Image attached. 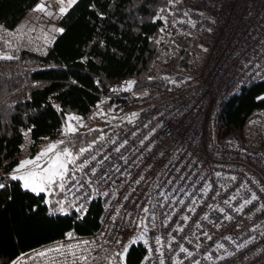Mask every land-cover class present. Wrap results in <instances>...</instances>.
I'll use <instances>...</instances> for the list:
<instances>
[{
  "label": "built area",
  "instance_id": "obj_1",
  "mask_svg": "<svg viewBox=\"0 0 264 264\" xmlns=\"http://www.w3.org/2000/svg\"><path fill=\"white\" fill-rule=\"evenodd\" d=\"M179 11L171 43L198 62L185 73L154 75L165 81L160 89L109 87L98 107L107 125L77 157L75 179L101 202L98 229L34 251L88 241L81 247L89 259L75 264H95L150 210L141 264H264V110L209 147V122L221 104L264 81V0H184ZM26 254L23 264L74 259Z\"/></svg>",
  "mask_w": 264,
  "mask_h": 264
},
{
  "label": "trees",
  "instance_id": "obj_2",
  "mask_svg": "<svg viewBox=\"0 0 264 264\" xmlns=\"http://www.w3.org/2000/svg\"><path fill=\"white\" fill-rule=\"evenodd\" d=\"M183 1L169 4L168 0H78L58 22L66 31L58 33L46 48L6 46L10 58H0V173L21 159L20 145L27 146L29 139L34 141L31 147L27 146L30 155L46 141L43 137L57 139L65 113H75L87 124L89 116L100 109V101L111 83L131 79L135 90H156L166 84L154 75L168 70L185 73L198 62L197 55L171 43ZM35 2L0 0V25L4 26L0 29L13 31ZM90 3L96 7L90 8ZM100 11L106 15L99 16ZM157 13L167 17L168 23L153 21ZM161 27L164 32L159 31ZM261 94L264 81L253 82L221 104L209 122L210 150L226 134L243 129L256 111L264 110V100L256 99ZM28 128L32 131L25 135ZM99 130L87 129L72 135L71 148L78 153L95 139ZM12 183L7 193L0 192V264H10L21 252L30 253L65 239L64 233L69 230L74 231V238H84L98 229L102 212L98 198L88 203L89 212L82 220L74 214H50L42 203L30 212L34 197L23 194ZM13 193V199L8 200L7 195ZM150 233V226L146 225V239ZM111 251L107 248L98 254L95 264L108 261ZM145 256L146 243L137 240L130 245L127 264H141Z\"/></svg>",
  "mask_w": 264,
  "mask_h": 264
},
{
  "label": "snow or ice",
  "instance_id": "obj_3",
  "mask_svg": "<svg viewBox=\"0 0 264 264\" xmlns=\"http://www.w3.org/2000/svg\"><path fill=\"white\" fill-rule=\"evenodd\" d=\"M78 0H37L34 3L33 8L31 9L33 12L43 13L46 16L52 17L54 15L63 17L65 14L69 12V9L73 8V6L77 5ZM168 3H173V0H168ZM90 8H95L96 5L94 3L89 4ZM162 11V10H161ZM98 15L103 17L106 13L100 11ZM153 21L160 19L164 21L165 24L168 23L167 17L160 16L159 13L152 17ZM176 21L173 20L172 23ZM0 28H4L3 25H0ZM52 31L54 33H64L66 31L65 27L51 25ZM6 30V29H5ZM160 32H164L165 28L161 27L159 29ZM211 31V29H209ZM23 35V33H19ZM152 39V37H149ZM52 39H55L54 36H51L48 33L44 34V42L48 44ZM159 43V40L156 41ZM103 44V41L100 42ZM203 47V45H200ZM5 57L10 58L7 53L3 54ZM82 59H87V57H82ZM148 79H153V77H148ZM100 83L99 80L96 81ZM135 84L134 80H128L124 82L120 87H127L129 90ZM116 88H113L115 91ZM135 95V93H134ZM110 99V98H109ZM258 100H264V94H261L256 97ZM101 104L104 101H100ZM56 109L59 111L60 106L55 105ZM97 115H104L102 110L97 111ZM135 116V113L131 114ZM84 127L83 118L75 113L67 112L64 114V123L59 129V133L61 136L65 137V139H55L48 140L47 137H43L42 139L48 141L44 147H42L35 154L29 155L23 159L18 160L14 163L13 166L6 167L5 170L0 173V192L7 193L9 187H14L17 190L22 191L23 194H32L34 197V202L29 205V211H34L39 207V204H44L47 207V211L50 214H74L77 219H85L89 212L88 201L92 199V190L88 193L83 192V188L86 186L85 184H80L79 181L75 179V168L82 167L77 165V157L85 152L84 148H80L78 153H75L69 148L64 146L67 143V137L69 135H75L80 131V128ZM32 131L31 128L25 130V135ZM34 143L31 139L27 141V146L31 147ZM94 143V141H93ZM25 144L20 145V149L24 150ZM88 161H84V164H87ZM69 165H73L74 167L70 169ZM90 171L92 173L96 172V168H91ZM72 181L71 184L68 181ZM91 178H89L88 183L90 184ZM73 188H78L79 190L75 195H72L71 199H69L66 193L72 192ZM12 195H7V199H13ZM107 195V193H105ZM127 199V197H125ZM143 211H147L146 208L142 209ZM223 211V209H221ZM154 215V213H153ZM111 220L114 222L116 220V216H111ZM131 223L136 225L134 231H129L128 236H126L123 240L116 239L115 243L119 245V249L111 254V260H115L116 264H127V254L130 251V245L134 244L137 240H142L147 243V240L144 236V228L146 225L143 220L137 218L136 221H131ZM139 232V235L136 234ZM74 231L69 230L64 233V236L71 240L74 238ZM88 241L76 240L74 243H56L52 247L43 248L41 251L36 252L32 251L33 257H44L48 253H57L62 257H67L71 255L73 259V264L78 259L81 262H85L89 259L87 255V247H81L82 245H87ZM223 247V245H221ZM149 251H151L149 249ZM185 251H187L185 249ZM77 253L79 255L77 256ZM191 255V253H189ZM29 259L26 253L21 252L19 256L16 257L15 260L11 262V264H23L24 260ZM144 259H148L147 256ZM52 264H55L53 261ZM65 264H68L67 260H65Z\"/></svg>",
  "mask_w": 264,
  "mask_h": 264
},
{
  "label": "rangeland",
  "instance_id": "obj_4",
  "mask_svg": "<svg viewBox=\"0 0 264 264\" xmlns=\"http://www.w3.org/2000/svg\"><path fill=\"white\" fill-rule=\"evenodd\" d=\"M60 18L61 17L57 15L49 17L44 15L43 13L33 12L32 10H30L13 31H4L0 29V58L4 57V53L8 54L6 46L9 47L12 44H18L19 46H22L23 44V46L27 47L36 45L37 47L46 48V46H49L54 39H52L50 43L45 44L44 34L48 33L51 36L56 37L58 33H54L52 31L51 25L58 26ZM19 33H23V35H20ZM128 80L131 79H124L121 81L113 82L110 84V88L121 86ZM97 111L98 109L89 116L87 124L84 125L85 129L84 127L80 128V131H84L87 129H101L107 125V120L104 115H97ZM57 139H65V137L60 135ZM66 139L67 143L64 146L69 147L75 154V150H73L70 145V142L72 141V135H69ZM47 142L48 141H44L43 143H41L37 151L44 147ZM29 155L30 153L27 150V146H25L21 155V159ZM149 214L150 210L147 211L144 217V222L147 226L152 225Z\"/></svg>",
  "mask_w": 264,
  "mask_h": 264
},
{
  "label": "bare ground",
  "instance_id": "obj_5",
  "mask_svg": "<svg viewBox=\"0 0 264 264\" xmlns=\"http://www.w3.org/2000/svg\"><path fill=\"white\" fill-rule=\"evenodd\" d=\"M183 50V49H182ZM165 82V81H164ZM156 88V87H155ZM98 132V131H97ZM84 133V132H83ZM87 135V134H86ZM95 138V137H94ZM214 140V139H213ZM35 152V151H34ZM13 261V260H12ZM11 263V262H10Z\"/></svg>",
  "mask_w": 264,
  "mask_h": 264
}]
</instances>
